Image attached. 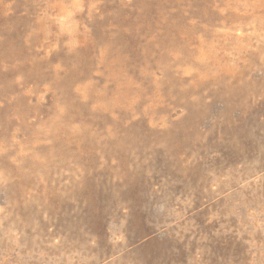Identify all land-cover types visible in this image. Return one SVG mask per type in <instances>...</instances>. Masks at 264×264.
I'll return each mask as SVG.
<instances>
[{"label":"rangeland","instance_id":"obj_1","mask_svg":"<svg viewBox=\"0 0 264 264\" xmlns=\"http://www.w3.org/2000/svg\"><path fill=\"white\" fill-rule=\"evenodd\" d=\"M0 264H264V0H0Z\"/></svg>","mask_w":264,"mask_h":264}]
</instances>
